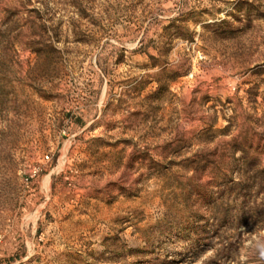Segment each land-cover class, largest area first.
<instances>
[{
  "label": "rangeland",
  "instance_id": "1",
  "mask_svg": "<svg viewBox=\"0 0 264 264\" xmlns=\"http://www.w3.org/2000/svg\"><path fill=\"white\" fill-rule=\"evenodd\" d=\"M0 264H264V0H0Z\"/></svg>",
  "mask_w": 264,
  "mask_h": 264
}]
</instances>
